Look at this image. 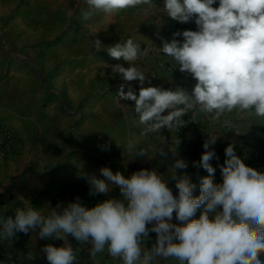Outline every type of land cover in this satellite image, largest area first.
Masks as SVG:
<instances>
[{
    "label": "clouds",
    "instance_id": "clouds-1",
    "mask_svg": "<svg viewBox=\"0 0 264 264\" xmlns=\"http://www.w3.org/2000/svg\"><path fill=\"white\" fill-rule=\"evenodd\" d=\"M84 2L86 16L135 10L150 20L167 15L181 24L194 21L196 25V30L173 33L171 40H163L162 47L156 48L172 62L173 69L178 67L195 81L191 94L180 87L152 86L151 77L136 63L147 49L134 37L107 47L98 38L91 40L94 51H106L126 62L127 66H112L123 81L116 103L134 101L139 122L145 126L144 135H159L161 129H167L175 133L173 145H179L176 134L186 125L183 117L187 113L193 117L203 114L234 135L255 123L264 124V0H162V8L154 0ZM132 81L139 84L138 94L129 83ZM146 82L150 86L144 87ZM218 138L208 134L200 159L192 162L208 173L200 178L198 196L193 195L196 185L188 175L178 179L172 175L178 189L174 195L167 179L155 169L141 168L126 178L105 166L99 171L106 180L94 174L81 176L93 194L107 195L118 187L122 199L107 198L87 208L77 197L47 208L45 214L44 209L37 210L21 197L23 206L15 209L14 217L0 213V243L30 230L44 240L64 241L60 247L47 244L42 248L48 264H73L76 260L69 234L91 244V258L107 252L119 264H160L161 260L172 264H264L259 258L264 254V178L247 171L229 143L224 149L227 159L220 166L222 183H215L216 168L210 161L216 157L213 146ZM99 147L109 151L111 141ZM135 149L136 144L129 141L127 150L132 158L124 154L128 161ZM154 153L145 148L135 154ZM187 167L183 159L175 162V168ZM201 206L199 218L190 219ZM150 233H156V241L149 248L144 242Z\"/></svg>",
    "mask_w": 264,
    "mask_h": 264
},
{
    "label": "crops",
    "instance_id": "crops-1",
    "mask_svg": "<svg viewBox=\"0 0 264 264\" xmlns=\"http://www.w3.org/2000/svg\"><path fill=\"white\" fill-rule=\"evenodd\" d=\"M74 1L0 0V132L6 127L12 136L9 153L0 152V187H3L0 213L5 217H14L15 209L23 206L21 197L37 210L44 209L45 214L47 208L67 204L77 197L87 208L95 205L91 196H95L96 203L107 198L122 199L118 187L107 195L93 194L87 179L81 176V173L94 174L106 180L99 171L105 166L113 173L122 172L126 178L141 168L155 169L167 179L174 195L178 189L172 175L176 179L188 175L196 185L193 195L198 196L200 178L208 173L194 167L192 162L200 159L208 134L219 137L213 146L216 157L210 161L216 168L215 183H222L220 166L227 159L224 149L229 143L234 145L236 155L244 150L264 151V124L255 123L249 130L245 125L246 132L234 135L203 114L195 117L185 114L183 119L187 123L176 134L181 141L179 145H173L175 133L167 129H161L159 135H144L145 126L139 122L134 101L116 103L117 90L123 81L112 66L127 64L110 57L106 51L53 49L47 54L30 50L23 55L5 51V42L12 43L14 38L18 44L34 45L41 41L47 28L85 21L88 22L85 36L90 39L98 38L103 44L111 42L107 45L111 46L132 36L147 49L136 63L151 77L152 86L180 87L191 94L195 81L178 67L173 69L172 62L163 58L164 54L160 55L156 48L162 47L163 40H171L177 31L196 30L194 21L181 24L167 15L150 20L135 10L86 16L88 6L82 4L76 10L80 0ZM154 2L157 7H163L162 0ZM14 28L18 34L11 33ZM129 83L138 94V82ZM147 86H150L148 82L144 87ZM108 141L111 149L102 151L99 145ZM129 141L136 144L130 161L127 160L132 158L127 150ZM145 148L150 154L154 150L155 153L135 154ZM179 159L188 163L186 169L175 168ZM258 176L264 178V171ZM202 210L203 206L190 219H198ZM67 239L76 255L73 264H119L107 252L93 259L90 243L77 241L70 234ZM155 241L156 233H150L144 246L150 248ZM63 243L59 239H41L31 230L27 234L17 232L12 240L0 243V261L48 264L42 248L47 244L60 247ZM259 258L264 261V254ZM160 264L172 262L161 260Z\"/></svg>",
    "mask_w": 264,
    "mask_h": 264
},
{
    "label": "rangeland",
    "instance_id": "rangeland-1",
    "mask_svg": "<svg viewBox=\"0 0 264 264\" xmlns=\"http://www.w3.org/2000/svg\"><path fill=\"white\" fill-rule=\"evenodd\" d=\"M71 2L75 3L74 0H71ZM82 4H85L84 0H80L78 2V6L76 10L79 9V7ZM87 31H88V22L80 21V22H76L75 24L63 26L61 28L45 29L42 37H40L41 41L37 42L34 45L33 44L28 45L27 43L18 44L15 42V38H14V42L12 43L5 42L4 48L6 52L16 53L17 55H23L24 52L30 50L37 51L39 53L50 54L51 53L50 51H53V49H57V50L59 49V51L61 50L62 52H70L73 51L74 49H79V50L82 49L84 52H88L93 49L91 45V40L93 39H90L89 37L85 36ZM12 32L15 35L18 34L19 31L18 29L14 28L11 29V33ZM110 43L111 42H107L104 43V45L107 46L110 45Z\"/></svg>",
    "mask_w": 264,
    "mask_h": 264
},
{
    "label": "built area",
    "instance_id": "built-area-1",
    "mask_svg": "<svg viewBox=\"0 0 264 264\" xmlns=\"http://www.w3.org/2000/svg\"><path fill=\"white\" fill-rule=\"evenodd\" d=\"M12 136L8 128L3 127L0 132V152L1 154H8L10 151ZM237 156L242 160L244 168L255 175H260L264 171V151H238ZM224 164V163H223ZM221 174V167H220ZM91 201L96 204L95 196H91Z\"/></svg>",
    "mask_w": 264,
    "mask_h": 264
}]
</instances>
